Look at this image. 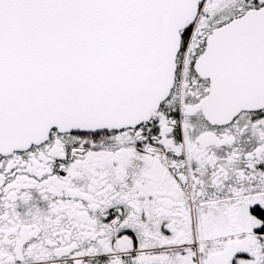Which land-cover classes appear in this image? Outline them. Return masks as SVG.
<instances>
[{
	"label": "snow or ice",
	"instance_id": "obj_1",
	"mask_svg": "<svg viewBox=\"0 0 264 264\" xmlns=\"http://www.w3.org/2000/svg\"><path fill=\"white\" fill-rule=\"evenodd\" d=\"M0 264H264V0H0Z\"/></svg>",
	"mask_w": 264,
	"mask_h": 264
}]
</instances>
